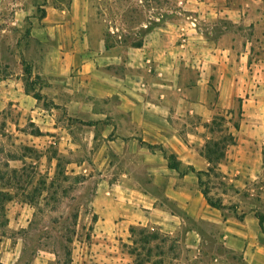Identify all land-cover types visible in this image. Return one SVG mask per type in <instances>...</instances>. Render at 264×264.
I'll use <instances>...</instances> for the list:
<instances>
[{
    "label": "crops",
    "instance_id": "crops-1",
    "mask_svg": "<svg viewBox=\"0 0 264 264\" xmlns=\"http://www.w3.org/2000/svg\"><path fill=\"white\" fill-rule=\"evenodd\" d=\"M21 11L17 13L27 15L25 9ZM78 24L58 23V7H51L31 24L27 43L36 42V48L16 44L7 59L0 41V123L16 128L25 141L41 149L36 171L55 186V199L61 188L58 181L65 179H58L52 160L61 153L72 156L80 144H101L96 150L101 166L82 177L81 187L70 195L73 201L86 198L83 205L93 216L89 221L93 243L81 246L80 239L67 264H84L89 254L103 264L112 259L133 264V253L124 245L133 242L140 229L159 235L161 243L173 244L167 246L171 254L167 249L151 252L142 264H264V230L257 215H264V115H258L260 109L264 111V84L247 97L246 118L229 131L236 142L218 163L224 178L241 190L257 188L261 199L249 207L242 202L235 209L220 198L223 207L218 208L208 202L197 173L212 166L207 156L212 137L208 80L215 73L220 99L232 105L244 89L243 76H248L239 74V56L226 52L214 56L216 69L210 72L208 56H174L170 48L156 49L154 54L147 44L106 48L104 35L94 31L88 45H81ZM260 61L264 67V56ZM25 62L32 69L30 76ZM196 66L198 91L185 80L187 71ZM263 75L262 70L251 77ZM31 77L46 85L31 87ZM192 114L201 121L189 120ZM113 151L118 162L112 165L108 158ZM171 153L177 166L170 165ZM65 173L78 175L80 170L69 168ZM254 181L256 188L251 187ZM10 193L7 228L19 240L18 246L1 252L0 261L16 264L26 245L25 234L31 231L37 200L49 205V198L45 189L38 198L29 196V191ZM85 219L89 218L76 220L78 235ZM52 225L42 232H50ZM55 257L46 243H40L23 264H55ZM58 264H66L59 253Z\"/></svg>",
    "mask_w": 264,
    "mask_h": 264
},
{
    "label": "rangeland",
    "instance_id": "rangeland-1",
    "mask_svg": "<svg viewBox=\"0 0 264 264\" xmlns=\"http://www.w3.org/2000/svg\"><path fill=\"white\" fill-rule=\"evenodd\" d=\"M51 7H58V23L79 22L75 29L81 45H88L91 31L103 34L114 46L122 48L131 46L130 42L142 37L143 45L147 44L149 51L148 47L154 48L152 50L154 54L157 53L156 49L170 48L174 56H208L210 64L207 65L210 72L216 69L214 56L223 55L224 52L239 56V74L248 73V76H243L244 89L240 95L234 97L232 105H226L225 100L220 99L217 91L219 80L213 75L215 73L208 80L210 85L208 96L212 106L208 131L212 132L211 136L214 138L229 136L230 129L234 128L236 123L241 125L247 115V97L253 89L264 84V75L251 77L255 72L259 75L260 71H264L260 61L264 56V0H0V41L7 59L11 58L8 55L9 51H14L16 44H29L36 48V42L27 43V40H30L31 24L41 19ZM22 9L27 11V15H20ZM17 11L21 12L17 13ZM14 20H20L21 26L19 22V24L14 23ZM158 32L161 34H157ZM60 34L58 29V37ZM146 55L152 56L151 53ZM25 63L30 65L28 62ZM198 70L196 66L185 72L187 76L185 80L191 82L195 91H198V86L201 85L198 83ZM3 72L7 73V69L4 68ZM28 80L31 87L46 85L43 80L36 77ZM206 82L204 81L205 85ZM98 104L102 106L103 100H99ZM6 115L4 114L2 119ZM258 115L262 117L264 111L260 109ZM60 116H64V113ZM187 118L196 123L201 121L200 116L196 114ZM17 129L22 130V128ZM100 145L80 144L72 156L61 153L57 160L56 158L52 160L51 165L58 169V179L67 181H58L61 188L58 190L57 200L53 193L55 186L50 185L47 179L36 171L40 166L41 149L25 141L21 132L17 134L16 128H9L0 123V191L19 194L29 191V196L38 198L45 189L47 192L45 196L49 198L47 201L49 205L37 200L31 231L25 234L26 245L16 264L31 260L40 243H46L48 249L56 254L55 264H58V253L60 261L69 263L72 249L78 247L80 239L84 243L81 246H92L93 238L89 221L93 216L88 214L89 209L87 210L83 205L86 198L73 201L70 195L75 192V187H81L82 183L79 182L82 177L93 173L101 166L102 159L96 152ZM229 149L230 145L227 146L226 153ZM49 151L50 154L55 152L54 148H50ZM117 155L118 153L113 151L110 159L108 158L112 165L118 162ZM69 168L74 170L78 168L80 173L66 174L65 171ZM202 179L203 188L209 191V195L214 200L226 199V204L230 208L236 209V205L242 202L249 207L251 204H257L258 199H261L255 181L251 187H255L256 190L250 191L251 189L247 190L245 187L241 190L228 178H224L218 169L209 175H203ZM259 190L261 191L260 188ZM252 192L254 194L250 195ZM77 218H89L88 221L85 219L87 223L79 235L75 227ZM48 224H53L51 231L43 233V230L50 229L46 228ZM87 224L88 227L90 226L89 229ZM17 236L7 226L0 229V254L5 248L18 246ZM150 236L137 231L134 241L124 245L129 254L133 253L130 255L133 264L138 258L141 259L142 256L149 254V247L152 248V254L165 251L169 245L173 247L168 240L161 243L160 239H152L147 244L141 241V239L148 240ZM167 251L168 254L172 253L168 249ZM140 253L142 256L136 255ZM0 264L8 263L0 261ZM84 264L103 263L102 260H94L89 254L84 259ZM110 264L120 263L112 259Z\"/></svg>",
    "mask_w": 264,
    "mask_h": 264
},
{
    "label": "trees",
    "instance_id": "trees-1",
    "mask_svg": "<svg viewBox=\"0 0 264 264\" xmlns=\"http://www.w3.org/2000/svg\"><path fill=\"white\" fill-rule=\"evenodd\" d=\"M109 34V33H108ZM144 43V39L141 37L139 40H134L132 42H130L131 46H135V47H141ZM106 48H110L112 46H114V44L110 43L109 40L106 39L105 42ZM25 72L30 76L32 74V69L30 68V65L25 64ZM240 124L236 123L235 127L239 128ZM236 142V138L235 136L230 132L229 136H225L223 138H214L213 136L209 139L208 143H207V156L208 159L212 162V166L210 167V169L208 171H197L199 178H200V184L203 187V179L202 176L203 175H209L211 172L216 171V169H218V163L225 158L226 156V148L228 145L234 144ZM164 152L167 154L166 150H164ZM170 160L171 158H174V154H169L168 155ZM170 165L171 166H177V162L174 161H170ZM191 169L193 171H195V169L193 167H191ZM203 192L206 195V198L208 199V202L218 208L223 207L222 202L220 199L218 200H214L210 195H209V191L207 189L203 188ZM10 192H5V191H0V229L5 228L8 224V217L6 214V202H8L11 199V194H9ZM257 215L259 217L260 220V224L264 230V215L260 212H257ZM140 232H144L146 235H151L148 240H142V242H144L145 244L149 243L150 240L152 239H159V235L157 234H152V233H146L145 230L140 229ZM144 247V246H143ZM142 247V248H143ZM145 248V247H144ZM152 252V248L149 247L148 249V253L151 254ZM149 254H146L145 257L142 256V253L140 254H136L141 255L142 258L137 260L136 264H142L146 257L149 256Z\"/></svg>",
    "mask_w": 264,
    "mask_h": 264
}]
</instances>
